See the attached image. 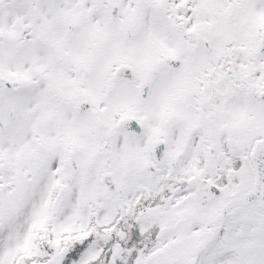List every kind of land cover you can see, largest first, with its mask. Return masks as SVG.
Here are the masks:
<instances>
[{
    "label": "snow or ice",
    "instance_id": "snow-or-ice-1",
    "mask_svg": "<svg viewBox=\"0 0 264 264\" xmlns=\"http://www.w3.org/2000/svg\"><path fill=\"white\" fill-rule=\"evenodd\" d=\"M0 264H264V0H0Z\"/></svg>",
    "mask_w": 264,
    "mask_h": 264
}]
</instances>
